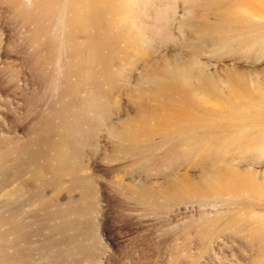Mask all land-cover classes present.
<instances>
[{
  "label": "rangeland",
  "instance_id": "1",
  "mask_svg": "<svg viewBox=\"0 0 264 264\" xmlns=\"http://www.w3.org/2000/svg\"><path fill=\"white\" fill-rule=\"evenodd\" d=\"M251 22L264 4L0 0V264H264V187H176L228 168L264 185V114L213 122L221 99L156 83L177 61L193 85L202 65L263 87Z\"/></svg>",
  "mask_w": 264,
  "mask_h": 264
},
{
  "label": "bare ground",
  "instance_id": "2",
  "mask_svg": "<svg viewBox=\"0 0 264 264\" xmlns=\"http://www.w3.org/2000/svg\"><path fill=\"white\" fill-rule=\"evenodd\" d=\"M254 1L255 3L258 2L259 4H264V1L261 0H254ZM248 2L250 6V3L252 2L251 1ZM243 6L244 8L247 9V5H243ZM231 17L232 19L237 20L236 17L234 16ZM227 19L228 17L225 18V21ZM220 30H223V28H221ZM244 33L248 35H250L251 33L252 35L261 37L262 39V37L264 38V23L254 25L251 22L250 26H247L246 29H244ZM174 62L175 63L173 64V66L167 68V70L166 68L162 70L163 72L162 74H164L162 75L163 76L162 78L156 76L157 79L158 77L160 78V80L155 79L156 83L158 82L159 88H164V84H165L164 82L169 80L170 87L167 88H170L172 95L174 94L176 98L180 97V95L185 96L188 101L193 103L196 109L199 110L202 109L203 112L205 109L204 104L206 105L210 103L211 100L213 99L215 100L221 99V101H223V103L226 106L225 110L222 112V114L218 113L220 115L209 113V116H207L209 120H212L214 122L218 117H222L223 119H226L230 123L233 122L241 125L244 124L246 121L250 120L252 117L260 116L261 113L262 115L264 114V107L262 108L259 107V109L257 107L255 110H253L254 108L252 109L253 105H255L256 107V103H257L256 97L257 96L264 97V85L262 87L261 85L258 86L259 83L258 84L253 83L254 79H252L251 81L250 74L244 75L229 70L227 72V78L229 83L225 85L226 88H223L224 85L222 84L221 80L217 78L214 74L207 73L206 69L202 65H200L197 67L200 70H202L199 73L200 75H198L199 82L197 85H193L192 82L189 81L190 79L188 74L189 70H182L186 68L181 67L179 65V62L177 61ZM165 74H168V78L166 77ZM225 89H228V96L225 97L224 99V97L223 98L221 97V94H223ZM183 109H180V111H176L173 113H165L167 115H165L164 117L162 116V119L160 120V124H158L159 126L158 129L164 128L165 124H167L165 128H168L169 126H171V124L173 125V120H176V118H180V115L183 116V114L186 113V111ZM189 109L192 110L191 107H189ZM152 121H154V119H152ZM237 127L238 128L235 130L241 131L242 127L239 128V125ZM252 176L250 177L244 176L238 173L235 169L228 168L224 170V172L220 174L216 179L204 178L201 179L199 184L195 183V185L191 184V186L184 184L183 186L181 183H179V186L176 185V187L177 189H180V191L182 192H189V193H193L200 189L210 192L213 191V192L221 193L225 191L228 192L230 190H233L235 192V190L237 189H239L240 191L242 190L250 191L251 189L255 190L264 187L263 183L258 182ZM233 191L232 193H234Z\"/></svg>",
  "mask_w": 264,
  "mask_h": 264
}]
</instances>
